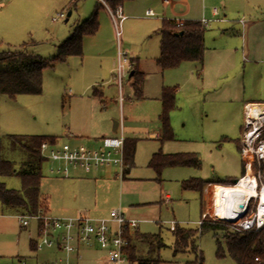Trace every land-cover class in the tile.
I'll return each mask as SVG.
<instances>
[{
  "label": "rangeland",
  "instance_id": "obj_1",
  "mask_svg": "<svg viewBox=\"0 0 264 264\" xmlns=\"http://www.w3.org/2000/svg\"><path fill=\"white\" fill-rule=\"evenodd\" d=\"M251 1L258 5L256 8L258 15L264 12V0ZM171 2L173 4L175 0ZM176 2L177 11L182 13L189 10L192 19L201 17L202 10L206 18L214 19L216 17L213 9L219 8L223 14L226 6L222 0H176ZM172 4L165 7L162 1L163 6L157 7L151 0H139L132 10L125 9L127 18L119 26L120 35H117L116 27L108 11L104 7L99 9L98 32L100 39L107 42L105 47L109 48L114 41L116 46H120L122 51L128 54L130 45L132 49L135 47L142 51L141 68L150 73L146 85L148 94L151 95V97H138L133 87V78L128 75L123 78L122 104L125 107V135L127 138L135 139L136 142L135 165L126 180L118 177L119 169L117 168H101L100 170L104 169L113 181L108 189L103 188V191H100L99 198L107 206H114V209H121L120 206L132 208L131 213L127 215L141 220L140 233L160 235L164 246L160 248L155 246L149 250L147 245L138 244V256L159 260V264H188L195 262L194 248L196 247L202 254L201 264H235L228 252L224 235L226 233L223 230L202 229L198 224L202 216V197L205 198L206 192L184 189L182 182L190 177L204 179L226 177L233 175L227 174L232 171H236L234 178L243 174V163L238 156L239 152L233 144L224 141V131L228 123L234 119L238 124L243 125L244 110L240 104L246 94L261 95L260 98L264 99V57L259 56V60L255 59L259 63H252L255 60H251L252 56L249 54H245L246 58L241 57L242 34L234 25L232 26L235 28L230 27L228 31H222L228 33L226 36L214 41L211 29L216 23L212 21L209 26H206L205 55L203 61L199 62L200 67H196L197 62L183 61L180 64L182 67L179 65L168 68L161 73V69L152 58L153 52L159 51L158 39L153 32L149 33L153 19L145 16V9H152L157 13V17L150 18H162L160 14L164 11L168 14L167 18H170L173 15ZM97 6V0H0V19L10 9L16 10L20 19V25L15 30L4 31L5 29L0 27V52L25 49L50 60L56 54L57 46L69 37L77 22L87 19ZM69 11L72 12L70 16H68ZM61 12H64L66 16L54 20L53 18L58 17ZM247 17L244 20L258 19ZM109 26L110 30L106 29ZM98 32L95 35H86L84 40L87 42L93 40ZM230 44H232V50L238 48L241 56L230 53L228 66L225 69L223 65L215 63V57H217L215 53H218L219 45ZM95 52V48L92 47L91 54L82 57L84 58L83 70L81 64L72 62L71 59H68L70 62L67 60L68 65L57 62L53 67L46 68L43 75V90L40 94H20L15 98L0 94V160L12 161L17 169L24 162L34 161L35 155L14 141L11 135L61 136L55 133L65 130L68 123L77 120L78 114L81 116L79 110L85 100L78 96L79 88L75 82L84 76L80 71H85L92 65H104V62L99 63L100 59L97 61ZM144 55L148 56L143 57ZM117 65L118 55L115 63L116 89L118 88ZM155 68L157 71H154ZM162 85L176 87V107L170 112L169 118L173 138H163L162 133L160 140H155L148 138L147 130L159 127L162 130L160 119L162 104L153 96L159 93ZM70 89H73L71 93ZM114 93L113 98L110 95L107 102L110 109L113 106L117 107V112H114L115 115L119 114L117 117L110 118L112 123L119 121L122 126L124 123L120 114L121 110L114 102V99L120 102V93L118 94V89ZM113 135L115 134L112 132L99 137ZM62 143L97 147L100 141L94 139V144H89L85 141L64 140ZM191 148H195L201 157V166L198 168L166 166L158 172L149 165L154 152L174 154L186 152V149ZM230 149L237 152L235 159L232 158ZM51 164L49 160L43 164L40 194L47 201L53 196L52 202L55 203V207H58L60 205L58 195L64 189V177L51 174L49 172ZM2 180L8 188H21V178L18 175L7 176ZM163 191L171 195L167 202L157 197V194L159 196ZM142 192L146 193L144 198H148L149 203L138 207L136 205L139 199H143ZM47 205L48 209L42 208L51 216L54 214L52 206L49 211V204ZM19 214L25 215L26 212L22 210L18 213L13 210L3 212L0 203V264H39L50 257L48 250L31 249V242L39 233V220L34 217L29 218V226L22 227ZM177 226L195 232L190 240L191 244L179 251L175 248L174 230ZM230 231L234 229L231 228ZM219 252L222 255H218ZM80 254L79 264H108L105 250L98 246L93 249L82 247ZM262 260L264 264V257ZM132 264H138V261L135 260Z\"/></svg>",
  "mask_w": 264,
  "mask_h": 264
},
{
  "label": "trees",
  "instance_id": "obj_2",
  "mask_svg": "<svg viewBox=\"0 0 264 264\" xmlns=\"http://www.w3.org/2000/svg\"><path fill=\"white\" fill-rule=\"evenodd\" d=\"M127 0H106L111 10L115 12L119 6ZM99 4L95 11L85 20L76 24L72 33L57 46V52L52 59H44L37 53L29 52L25 49L18 51L0 52V94H6L15 98L20 94H40L43 90L44 70L53 67L57 62H64L72 55L81 56L83 54V40L86 35H94L99 30L98 12ZM179 25L175 19H164L160 28V56L157 63L161 69L175 68L183 61H198L204 59L205 44L204 34L206 27L200 20L185 19ZM134 62H136L134 60ZM133 87L138 97H143L142 85L144 74L136 68L131 71ZM162 112L160 119L162 122L163 138H173L172 128L169 122L170 112L176 107V87L164 86L162 89ZM14 141L19 143L27 151L35 155L34 161L24 162L17 169L10 160H0V203L4 210L15 213L26 212V214H36L38 211L45 213L48 209V201L42 198L40 187L43 178V164L45 158L41 153V144L44 141L56 143L58 138L49 135H11ZM136 143L125 139V160L128 168L134 163ZM149 165L160 172L166 166H193L200 167L201 160L197 154L174 153L165 154L161 151L155 153L150 159ZM127 170V169H126ZM18 175L21 178V188H8L2 178ZM234 180L226 184L233 183ZM210 183L202 178H189L182 182L184 189L197 190L201 193L205 185ZM42 208V209H41ZM204 229L223 230L228 246V252L235 264H263L264 257V228L257 232L230 231L232 226L226 222L205 219L201 225ZM193 230L176 227L174 235L176 237V251L189 246L190 240L194 237ZM128 246L126 252L130 263L138 261V264H159V260L146 259L137 255L138 244H144L151 250L155 246L162 247L164 242L159 234L140 233L138 230L126 232ZM196 252L195 262L188 264H201L202 254L194 248ZM218 255H222L221 252ZM258 257L261 261L256 260Z\"/></svg>",
  "mask_w": 264,
  "mask_h": 264
},
{
  "label": "crops",
  "instance_id": "obj_3",
  "mask_svg": "<svg viewBox=\"0 0 264 264\" xmlns=\"http://www.w3.org/2000/svg\"><path fill=\"white\" fill-rule=\"evenodd\" d=\"M151 1H153V3H155V6L157 7L163 6L162 5L163 0H151ZM138 2L139 0H129L125 4H122L121 9H122L123 14L126 16V18H127V15L124 13L125 9L132 10L134 5ZM222 2L226 4L225 11H223V14H221V11H220V14L218 15L220 16V18H217L218 16H216L215 18L216 20L213 21L216 24H213L212 26L211 36L214 38V41H216L217 39L223 38L224 36L228 34L227 32L224 33L222 31H228L230 27L235 26L236 28H238L237 30L241 31V34H242L240 38V43L242 45V48H241L242 56L238 48L234 50L231 49L232 44L227 45V46L219 45L220 49L218 53H215V56H217L215 57L216 58L215 63H219L220 65H223V67L226 69V66H228L227 63H228L230 53H233V55L235 56L237 55L238 57L241 56L243 58L245 57V54H249L250 56H252L251 60H255L256 58L257 60H259V56L264 57V12H261L258 15V10H256L258 5H256V3L252 2L251 0H222ZM97 4L104 5V8L110 14V19L112 23H114L113 17L110 13L111 8L107 4V2L105 4L102 0H97ZM172 5H173V8L171 10V13L173 15L170 16V18H163V17L162 18H150L147 16L149 19H153L152 20L153 24L150 26L149 33L153 32V34L156 35L158 39L157 43L159 45V51L153 52L152 58H154L156 65L160 69L161 67L157 63V58L160 56V53H161L160 51L161 36L159 34V31L162 26L163 20L164 19L185 20V19L193 18L192 16H190L189 10L184 11L182 13L177 11L176 0ZM146 10H148V8L145 9V16H146ZM169 13H170V10H169ZM4 15L5 16H2V18L0 19V27L1 28L3 27L5 29L4 31L15 30V28H17L20 25L19 23L20 19L18 18V14L16 10L10 9ZM237 15H239L237 17L238 20L246 19L247 16H248L247 18L249 19L251 17L258 18V19L254 21L245 20V23L242 24L240 21L238 22V20L235 19ZM202 17H206L204 10H202L201 17L199 16L194 17V20H201ZM81 21H78L77 24L80 23ZM106 29L110 30V26L109 28H106ZM258 33H260L261 35ZM205 35L206 34H204V44L206 42ZM100 37L101 36L98 32V34L95 36L93 40H90L89 42L83 40V54L81 56L72 55L68 58L69 60L71 59L70 61L72 62L81 64V69L83 70L84 69L83 67L84 58L82 57L83 56L86 57L87 54L89 53L91 54L92 47H93L96 50L95 56H96V59L98 58L97 61H99L100 59L99 63L104 62V65L103 64L102 65H99V64L92 65V66H89V68L86 69L85 71H80L83 73L84 76H81L80 80L76 81L75 84L79 88V93H77L78 96L80 97V99H84L85 103L82 104V107L79 110V113L81 114V116L78 114L77 120H75L74 122L68 123L67 128L65 130L60 131L61 133H55V134L61 135V136H56L58 138L57 142L59 144L62 143V141L64 140H68L70 142L85 141L86 143L94 144V139L99 140L101 138L99 136L104 135V134H109L112 132L115 135H118L121 129L123 131L125 139L135 141V139L127 138L125 135V128H126L125 119H124L125 118V107L122 104V101L118 102L114 99V102L119 105V109L121 110V113H120L121 118L123 119V123H124L121 126L119 121H115V122H118V126L116 130H114L115 122L112 123L111 116L117 117L119 113L115 115L114 111L117 112L116 110L117 107L115 108V106H113V108L110 109V106L107 102L110 95H111V98H113V96L115 95L114 92L117 89H118V94L122 93V87L120 89L118 85V88L116 89L117 86H115L116 85L115 63H116L118 52L119 50H122V49L120 46L119 47L116 46L114 41L112 44L113 46L111 45L109 46V48L105 47V44L107 45V42L103 39H100ZM128 48L130 50V53H129L130 57L132 58L133 61L134 60L136 61L135 62L136 68L144 74V81L142 85L143 98L146 96L151 97V95L148 94V88L146 85L147 77L150 75V73L145 72L144 69L141 68L142 59H141L140 54L142 51L137 50L135 47L132 49L131 45ZM145 56H148V55H144L143 57ZM80 59L82 60L81 62H80ZM67 60L64 61L66 65H68V63L70 62L69 60H68L69 62ZM185 62L190 63L191 61H185ZM193 62H197L198 65H196V67L198 68L200 67V64L198 61H193ZM252 63H259V61L255 60V61H252ZM61 64H63V62ZM179 67H182V65H180ZM164 70L161 69V73H163ZM154 71H157V69L155 68ZM163 87L164 86L162 85L159 93L157 92L153 95L155 99L161 101V104H162L161 96H162ZM72 91L73 89H70V93ZM260 97L261 95L256 96V95L246 94V96L243 97V99L241 100L242 104H240V106L244 110L246 104L264 103V99H261ZM243 125H240V123L238 124L237 121L234 119L232 122L228 123V127L224 131L225 138H223L224 141H227L233 144L237 152H239L238 153L239 155H238L236 154L237 153L236 151L234 152L232 151L233 148L230 149L232 158L235 159V157H237L236 155H238L240 156L242 163H243V158L241 156V147H242L241 141H242V133L244 129ZM147 131H148V136H149L148 138L160 140V137L162 135V130L160 127L153 129V130H147ZM49 136H53V135H49ZM195 150H196L195 148L186 149V152H181V153L197 154L199 156L198 151H195ZM155 153L157 152H154L151 156H153ZM135 158H136V147H135L134 163L129 168H127L126 172L124 173V176L122 177L123 180H126V178L129 177L130 172L133 166L135 165ZM199 158L201 160L200 156ZM187 167H193V166H187ZM242 168L244 169V166H242ZM91 172L85 175L86 172L82 170H74L72 173V177L63 178L64 179L63 180L64 189L58 195L60 205L58 207H55V203L52 202L53 196L50 198V200H48L49 211L51 210V206H52V210L54 212V214L51 216L53 217H74L79 214H88L96 218H108L109 217L111 210L114 209V206H107L106 203L99 198L100 197L99 194H100V191H103V188L108 189L113 180L111 177L107 175L104 169H102V171L99 169V170H94L92 173ZM235 173L236 171H232L231 173H227V174L234 175ZM233 175H227L226 177H214L212 179L202 178L204 180L210 181V183L205 185L204 190H203L206 192V194H205V198H203L204 196L202 195L203 197H202L201 213L209 212L212 210L213 195L211 193V186L215 184H226L227 182L238 178V177L234 178ZM190 178H194V177H190ZM141 196L143 197V199H139L136 205L138 207L145 206L147 205V203H149L147 202L149 201V199L144 198L146 197L145 192H142ZM170 196H171L170 193L165 192V191H163V193L161 192V195L159 196L157 194V197H159L160 200L163 202L169 201ZM120 208H121L120 210L124 213L126 218L135 219L127 215V213H131L130 210L132 208H128L127 206H120ZM1 211L4 212L2 205H1ZM199 221L200 220H198V224H199ZM138 222L139 223H138L136 230L139 231V225H140L141 220H138ZM37 237L38 236H36L35 239H33L31 242V249L33 248V250H35L34 240H36Z\"/></svg>",
  "mask_w": 264,
  "mask_h": 264
},
{
  "label": "built area",
  "instance_id": "obj_4",
  "mask_svg": "<svg viewBox=\"0 0 264 264\" xmlns=\"http://www.w3.org/2000/svg\"><path fill=\"white\" fill-rule=\"evenodd\" d=\"M105 4V0H102ZM165 7L172 4L171 0H163ZM117 35H120L119 26L126 18L121 6L113 12ZM215 17L220 14L219 8H214ZM167 18L166 11L160 14ZM61 12L54 20L65 17ZM146 16L157 17L152 9L146 10ZM179 25L182 20L175 19ZM215 18H201L203 26H209ZM242 24L245 23L241 19ZM135 67V62L130 55L122 50L118 52L117 80L121 89L123 78L130 76ZM120 101L123 95L120 93ZM244 129L242 133L241 156L243 158L244 172L231 184L224 186H236L239 181L246 180L251 190L247 196L232 198L228 202L231 212L229 218L221 219L212 210L203 212L199 225L205 219L226 222L234 230L241 232H257L264 228V103H249L244 108ZM97 147L72 146L69 143H51L44 141L41 144V153L46 161H51L49 172L53 175L69 177L74 170H82L89 173L96 169L114 167L118 170V177L124 176L128 163L125 160V136L121 129L118 135L104 136L99 139ZM243 200L244 206L240 211L233 210V202ZM22 227H28L29 218L39 220V233L34 240L35 250H48L50 257L39 264H79L82 247L93 249L99 247L106 252L108 264H122L130 262L126 248L128 240L126 232H133L138 226V220L128 219L120 209H112L108 218H96L88 214H79L74 217H53L42 211L36 214H19ZM256 260H261L256 257Z\"/></svg>",
  "mask_w": 264,
  "mask_h": 264
},
{
  "label": "bare ground",
  "instance_id": "obj_5",
  "mask_svg": "<svg viewBox=\"0 0 264 264\" xmlns=\"http://www.w3.org/2000/svg\"><path fill=\"white\" fill-rule=\"evenodd\" d=\"M250 190L251 188L246 183V180L239 181L236 186H224L222 184L212 185V212L221 219L229 218L231 212L228 209V202L230 199L247 196Z\"/></svg>",
  "mask_w": 264,
  "mask_h": 264
},
{
  "label": "water",
  "instance_id": "obj_6",
  "mask_svg": "<svg viewBox=\"0 0 264 264\" xmlns=\"http://www.w3.org/2000/svg\"><path fill=\"white\" fill-rule=\"evenodd\" d=\"M70 15H71V11L68 12V16H70ZM131 75H132V72L130 73V76ZM117 126H118V122H115L114 123V130H116ZM235 181H237V178L234 180V182ZM243 206H244V201L243 200H237V201L233 202L232 208L235 211H240Z\"/></svg>",
  "mask_w": 264,
  "mask_h": 264
}]
</instances>
